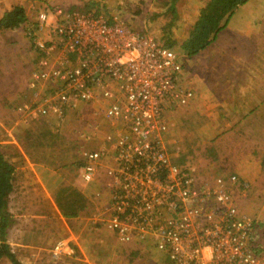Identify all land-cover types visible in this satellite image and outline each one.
<instances>
[{"label": "built area", "instance_id": "1", "mask_svg": "<svg viewBox=\"0 0 264 264\" xmlns=\"http://www.w3.org/2000/svg\"><path fill=\"white\" fill-rule=\"evenodd\" d=\"M56 11L59 18L52 22L55 12L41 10V28L54 35L36 37L44 55L41 66L10 97L32 119L51 112L61 118L63 104L106 102L105 116L114 133L103 148L86 151L83 176L92 180L96 164L109 161L113 213L107 225L121 241L154 237L178 264H264V252L248 247L256 224L248 214L230 218L228 225L195 224L218 189L200 191L177 161L183 152L167 148L173 113L196 99L195 91L180 82L184 54L133 28L122 15L110 20L91 12L67 14L62 7ZM41 79L65 85L48 93L36 88ZM218 183L224 185V178ZM219 197L223 210L227 195ZM215 218L210 215L209 222ZM72 252L66 241L54 247L59 258Z\"/></svg>", "mask_w": 264, "mask_h": 264}, {"label": "crops", "instance_id": "2", "mask_svg": "<svg viewBox=\"0 0 264 264\" xmlns=\"http://www.w3.org/2000/svg\"><path fill=\"white\" fill-rule=\"evenodd\" d=\"M18 4L17 0H0V20L5 19L12 9L14 11L19 6ZM38 4L39 0H29V4L24 2V5L19 6L24 14H29L26 25L24 23L8 27L0 25V71L6 70V61L10 59L6 56L8 48L15 50L16 45L20 48L22 43L27 51H30V58L24 62L22 61L25 53L22 48L19 53L22 54L21 58L13 57V61L16 60L14 73L11 75L7 73L12 78L8 84L13 86L12 89L26 85V81L40 66V59L44 55L37 47L36 37L40 36L47 40L54 35L53 31L41 28L39 14L42 9H48L55 12L56 17L53 16L51 21H56L59 18L56 10L60 5L55 4L51 7L47 4L37 6ZM204 4L206 6L207 2ZM64 7L65 12L70 10L66 12L67 14L80 10L79 7L70 9L69 6ZM203 7L199 14L200 5H195L193 8L195 29L190 31V35L197 29L196 20L201 16ZM112 16L113 12H111ZM233 16L234 13L231 18ZM21 25L27 28L22 40L21 37H17ZM227 26L222 25V27ZM187 27L188 25L185 28ZM210 45L212 43L201 47L187 44L188 50L183 51L185 65L180 82L195 91L196 99L190 103V106L183 107L173 116L175 122L169 133L167 148L169 146L174 149L176 145V151L180 148L185 156L190 155L191 150H196L195 159L192 155L187 165L196 173L201 172L200 179L223 177L224 185L228 188H232L235 184L238 186V179L241 180L242 176L246 183L259 177L264 184V137L261 136V124L257 125L258 120L255 116L261 106H256L245 113L244 119L239 113L236 115V111H229L216 126L218 121L212 117L213 113L224 103L232 106L233 104L229 102L231 96L242 93L240 88L234 87L232 91H228L221 83L229 74H233L235 80V76L239 74L237 71L241 61L235 60L234 64H228L222 59H216V69L210 71L209 68L206 72V63H199L198 58H201L198 56L205 53L204 49ZM230 46L233 44L225 42L221 47L227 49ZM210 62L213 64L212 61ZM254 68L253 66L252 69ZM230 71L232 73H229ZM64 85L63 82L52 83L41 79L36 83V88L47 89L48 92L53 93L61 90ZM100 100L96 101L100 102ZM96 101L79 102L77 105L63 104L62 119L55 112H51L38 119L30 118L29 120L32 121L27 122L26 125L25 122L19 121L18 123L21 124L18 127L14 124L8 126L0 123L1 152L15 165L13 189L6 199L5 208L9 217L7 239L20 264H108L113 256H118L124 262L127 259L130 261L139 253L134 250L144 246L161 254L167 251L159 248L158 241L154 237L119 242L118 236L115 237L111 230L113 241L110 238L105 243L98 241L99 236H107L102 229L103 225L107 224V220H103L102 216L112 212L110 200L113 190L110 188L108 177L110 165L105 158L96 164L95 177L92 180H86L83 176L84 166L88 161L85 156L86 151L99 148L104 143L103 140L99 141L102 139L101 130L105 132V129L109 128L106 116L102 124L105 129H101V125L95 123L97 120L93 122L86 117V108L91 107L94 111H98L96 107H101ZM103 102L105 101L101 100V103ZM11 103L12 101L9 104L16 114L18 111H15L16 108ZM233 106L231 110H236V105ZM75 115L79 116L78 126L69 123ZM50 118L53 120L55 118L56 121L49 120ZM82 123L83 127H81ZM51 125L63 127V133L59 132L60 129H52ZM29 126L33 127L34 131L29 129ZM43 127L44 130H40ZM222 128L225 130L221 131ZM46 131L49 132L43 135ZM38 134L42 136L39 137ZM171 136L174 137L173 140H170ZM98 143L100 146H97ZM234 188L236 190V187ZM235 195L236 207L241 212L248 213L247 209L241 206L239 194L235 193ZM211 208L217 210V205L214 204ZM207 209L208 204L203 205L201 220L204 219ZM256 237L257 234L254 235V238ZM60 241H66L74 248V252L64 253L63 258L55 255L54 247ZM66 249L71 250L69 246ZM169 261L178 264L172 259ZM2 262L0 264H15L9 259H3ZM155 264L162 263L156 261Z\"/></svg>", "mask_w": 264, "mask_h": 264}, {"label": "rangeland", "instance_id": "3", "mask_svg": "<svg viewBox=\"0 0 264 264\" xmlns=\"http://www.w3.org/2000/svg\"><path fill=\"white\" fill-rule=\"evenodd\" d=\"M35 1V0H33ZM44 1H49L54 4H59V7H62L63 9H66L64 6H69L70 8L79 7L80 10H77L78 12H82V9H86L88 5V0H39V4L37 6H41L44 4ZM19 3L18 5H24V2H28L29 0H17ZM207 0H93V3L91 4V7L93 8V5L95 7H100V11L107 10L110 12H113L114 14H119L120 12L123 13V15L126 17L127 21L131 24V26L140 32L149 34L150 36L154 37L158 41L167 44H174L176 50H179L180 53H183L187 48V45L185 44L188 42V39L190 38V31L194 30V24H195V11L193 10L195 5H200V8L198 10V14L200 13L201 7H203ZM63 4V5H62ZM208 4V2H207ZM17 5V4H16ZM18 6V7H19ZM46 10V9H44ZM87 10V9H86ZM70 11V10H69ZM22 10L18 8L17 13L22 14ZM234 16L229 20V23H227V18L222 20L221 25H228L227 27H223L221 31L213 30L217 33L216 37H211V40L213 41L212 45L208 46L205 53L196 55L198 58L199 63L205 64L207 66L206 72L215 70L217 64L215 63L216 59H222L228 64H234L235 60H240L241 63L239 64V74L238 76H235V80L233 78V74L227 75L228 77L224 78V81H221V83L224 84V87L228 91H232V87L234 88H240L242 93H239L237 96L232 95L231 96V102L233 105H236V110H231L234 106L229 103L222 104L221 107L217 109L212 115L214 119H216V126L219 125L220 122H222V119L225 114L230 112H235L236 115H239L243 117V115L247 112H249L251 109H253L256 106H261L258 112L255 114L256 119L258 120L257 125L261 124V136L264 137V0H243L234 10H233ZM26 16V20L21 17V24L28 23L29 14H24ZM55 15V14H54ZM53 15V16H54ZM52 16V17H53ZM51 17V18H52ZM56 17V16H54ZM56 22V21H52ZM22 26L19 28V31L17 33V37H22L27 31V28L25 26ZM186 25H188L187 28ZM240 26H241V32H240ZM253 31L255 34H253ZM20 33V34H19ZM215 34V33H214ZM22 42V41H21ZM229 42L233 44V46L228 47L227 49L222 48L221 46L225 43ZM168 45V46H169ZM173 46V47H174ZM20 48L24 51L25 55L23 58V61H26L30 58V51L25 48V46L21 43ZM20 48L17 47L14 50L13 48H8L6 50V56H8L10 59H7L6 61V70L0 71V123H5L6 125H16L17 127L25 122V125L27 122H30L32 120H29L31 117L25 116L22 112L19 110L14 114V110L12 109V106L9 104L12 100L10 97V94L12 90H14L16 87L12 89V85H8L10 82L9 75L11 73H14V67L16 64L13 61L14 59H20L22 54L20 53ZM185 54V53H183ZM33 54L31 53V57ZM208 61V62H207ZM213 64H211V62ZM10 62V63H9ZM4 66V65H2ZM223 66V65H221ZM220 66V67H221ZM255 67L254 70L252 67ZM219 67V68H220ZM252 69V70H251ZM204 71V72H205ZM229 73H232L230 71ZM49 93V92H48ZM7 97V99H5ZM92 103V102H89ZM98 105L101 107H96L98 111H94L93 108H86V117L88 120L95 122L97 120V124L101 125V129L105 126L102 125L104 118H105V109H106V102L101 103L96 101ZM13 104V102L11 103ZM14 105V104H13ZM95 105V104H94ZM187 107L190 106L186 105ZM185 107V106H184ZM182 109V107H181ZM178 108L177 113L181 110ZM204 109V108H203ZM262 109V111H261ZM242 112V113H241ZM176 113V114H177ZM176 114L173 113V116ZM206 117V116H203ZM63 118V117H62ZM61 118V119H62ZM79 119V116H74L71 118L69 123L74 124V126H78L77 120ZM235 119V118H234ZM244 119V117L242 118ZM246 119V118H245ZM52 121H56V119H49ZM237 120V119H236ZM235 120V121H236ZM21 123H18V122ZM233 122V121H232ZM231 122V123H232ZM83 123L81 127H83ZM109 128L105 129L106 131H102V139L103 140V146L97 144V146H100L97 149H101L105 146L106 142L109 140V135L111 133H114L112 131L111 126L107 125ZM256 126V125H255ZM22 127V126H21ZM52 129H60V133H63V127L51 125ZM45 127H43L40 130H44ZM215 129H218L219 127H214ZM21 129V128H19ZM29 129L34 128L29 126ZM251 129V127H250ZM225 130L224 128L221 129ZM172 131V129H171ZM36 132V131H35ZM34 132V133H35ZM49 131H46L43 133V135L47 134ZM57 132V131H54ZM105 133V134H104ZM33 134V133H32ZM168 134V133H167ZM38 136H42V134H38ZM174 137H170V140H173ZM106 139V141H105ZM98 141V142H99ZM184 148V146H183ZM92 149V150H97ZM168 150L172 153L176 151V145L175 148L172 149L168 146ZM91 151V150H89ZM178 151L182 152L180 149ZM177 152V151H176ZM195 152L196 150H191L190 155H184L177 156V161L180 163V165L186 170L188 175L193 177L194 182L196 184V187L200 191H205L209 188H217L218 191L214 193L210 199L208 204V209L204 214V219L201 220L202 213L196 217L197 222L196 225L203 226L204 224L208 223H218L222 222L224 225H228V221L230 218H237L239 216H243L244 214H248L250 217H253L255 219L256 224L254 227V230L252 234L248 238V247L251 249V251H254L257 254H261L264 252V184H262V181L258 177L256 180L252 179V182L246 183L244 176H242V179H238V186L232 185V188H228L227 185H219L218 179L213 177L212 179H200L201 172L196 173V171L192 168H190L187 165V162L192 159H195ZM216 178V179H215ZM251 178V177H250ZM236 187V190H234ZM234 188V189H233ZM240 188V190H238ZM236 194H239V200L241 201V206L245 207L248 211L241 212L239 208L236 207L237 203L235 201ZM220 195H227V197L223 198L222 200L228 199L226 206L224 209H219L217 203H219V200L221 198ZM113 198V195H112ZM111 198V207L112 212L109 213L106 216H102L103 220H108L112 217L113 213V206ZM216 204L217 210L212 209L211 206ZM241 207V208H242ZM102 212V211H101ZM104 214V213H103ZM111 216L109 217V215ZM131 213L128 212L126 214V218L129 220L131 219ZM256 214V215H255ZM210 215H217V218L213 219L209 222ZM165 225H168L169 223H164ZM103 233H106L107 236L105 237H98V241L105 243L107 242L108 238H110L113 241L112 232H114L115 237L119 236L118 233L111 229L107 224L103 225ZM111 230V231H110ZM117 234V235H116ZM257 234L258 237L254 238L253 235ZM119 242H128V241H121L119 237H117ZM138 238H134L130 241L137 240ZM98 243V242H97ZM247 243V240H246ZM134 251H139V253L135 254L132 260H128L124 262L118 258V256H113L111 260L108 262V264H155L156 261H160L162 264H174L172 261L170 262L169 259L171 258L169 251H164V254L159 253L158 251H153L151 249H148L146 246L137 248ZM130 252H132L130 250ZM127 256V255H126ZM157 259V260H155Z\"/></svg>", "mask_w": 264, "mask_h": 264}, {"label": "trees", "instance_id": "4", "mask_svg": "<svg viewBox=\"0 0 264 264\" xmlns=\"http://www.w3.org/2000/svg\"><path fill=\"white\" fill-rule=\"evenodd\" d=\"M44 2H45L44 4H47L48 6H51V7L55 5L54 3H51L49 1H44ZM207 2L208 4L202 8L201 16L199 17V19L196 20L197 29L191 33L190 38L188 39V42L185 43L186 45L188 44L194 47L195 46L201 47V46L213 43V41L211 40V37L212 36L216 37L217 35V33L213 30L220 31L223 28L221 25L222 20H224L225 18L229 20L231 16L233 15V10L241 2H243V0H211ZM92 3H93V0H88V5L86 8L87 10L85 9L83 10V12H91L94 15L105 16V17H108L110 20H113V18H111L110 11H107L104 9L100 11L101 8L95 7V5H93V8H92L91 7ZM17 7L15 8L14 11H12L13 10L12 9L11 12L5 17V19L0 20V25L3 24V25H6L7 27L8 26H19L22 22L21 17L23 18V20L24 19L26 20V16L23 15V12L21 15L17 13V10H18ZM118 15H122L124 18H126L121 12ZM169 46L173 47L174 44L173 45L170 44ZM42 58L43 57H41V59ZM41 59H40V62H41ZM14 168H15V165L12 162H9L8 159L5 157V155L1 152V144H0V214L2 215V222L0 224V229H1L0 263L3 261V259H9L11 260L12 263L20 264V262L18 261L17 255L14 253L12 246L7 239V227L9 225V222H8L9 217L5 211L6 199L13 189V172H14L13 170Z\"/></svg>", "mask_w": 264, "mask_h": 264}]
</instances>
